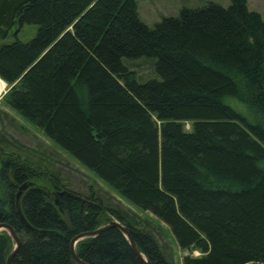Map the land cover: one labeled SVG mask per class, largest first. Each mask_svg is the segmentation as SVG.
<instances>
[{"label":"trees","instance_id":"16d2710c","mask_svg":"<svg viewBox=\"0 0 264 264\" xmlns=\"http://www.w3.org/2000/svg\"><path fill=\"white\" fill-rule=\"evenodd\" d=\"M24 25L36 28L26 41L15 35ZM143 57L146 78L131 68ZM0 77L8 107L198 251L182 264L264 263V20L247 0L183 6L153 26L136 0H0ZM8 155L0 223L21 240L12 264H77L71 239L100 227L105 208L151 264H174L133 214ZM13 245L1 231L0 264ZM75 252L144 264L115 227Z\"/></svg>","mask_w":264,"mask_h":264},{"label":"rangeland","instance_id":"374dc122","mask_svg":"<svg viewBox=\"0 0 264 264\" xmlns=\"http://www.w3.org/2000/svg\"><path fill=\"white\" fill-rule=\"evenodd\" d=\"M136 1L139 17L148 26H153L164 16H176L183 6L194 7L204 5L207 2H215L222 6H228L230 3V0ZM247 6L250 10L257 11L264 20V0H247ZM35 30L36 28L33 25H24L17 34L15 32V35L26 41L34 36ZM12 38L13 36L11 34L7 40H11ZM125 61L128 63L127 59ZM131 68L135 69L141 78L152 75L151 65L144 57L141 60H134ZM5 83L6 88L0 94V138L4 141H0V146H2V149H0V159L6 158L9 156V153H13L19 156L20 159L29 160L34 164V167H39L38 169L44 173L47 182L49 176L52 177L53 174V177L58 176L57 178L60 179L63 185L79 191L83 195L85 202L88 199L84 196H87L93 191L94 194L101 196L106 204L122 208L133 214L135 221L141 226L152 230L163 248L171 253L174 264H182V258L185 254H199L198 251L190 252L189 250L181 249L177 245L170 228L163 221L151 212L144 211L125 200L114 188L101 180L92 170L84 167L74 157L49 139L40 128L8 107L3 99V95L9 88L7 82ZM230 103L242 113H248L247 108L240 101L234 99ZM185 128L189 129L190 125L186 124ZM17 151L20 153H17ZM99 219L100 226H103L110 220L116 218L105 208L101 211ZM86 238L89 237L81 238L78 241H83Z\"/></svg>","mask_w":264,"mask_h":264},{"label":"water","instance_id":"95a60500","mask_svg":"<svg viewBox=\"0 0 264 264\" xmlns=\"http://www.w3.org/2000/svg\"><path fill=\"white\" fill-rule=\"evenodd\" d=\"M26 187L25 184L21 185L18 189L17 192V197L20 196L21 191ZM57 203V200H56ZM110 227H115L118 228L127 238L132 250L134 251V253L143 261L144 264H151V262L146 258V256L139 250V248L137 247L136 243L134 242V240L132 239V237L130 236L129 232L127 231V229L125 228V226L123 224H121L117 219H112L110 220L106 225L100 226L96 229L93 230H89V231H84L81 232L77 235H75L70 242V251H71V257L72 259L77 263V264H86L83 260H81L76 252H75V243L81 239V238H85V237H95L97 236L99 233H101L103 230L110 228ZM0 230H5L9 236L11 237V239L14 241V246L11 249V251L9 252L7 258H6V263L5 264H12L13 258L15 256V254L17 253V251L20 248L21 245V240L19 238V236L17 235V233L15 232V230L8 224L6 223H0ZM247 264H264V263H259V262H250Z\"/></svg>","mask_w":264,"mask_h":264},{"label":"built area","instance_id":"2783aa9c","mask_svg":"<svg viewBox=\"0 0 264 264\" xmlns=\"http://www.w3.org/2000/svg\"><path fill=\"white\" fill-rule=\"evenodd\" d=\"M6 88L5 81L0 77V94Z\"/></svg>","mask_w":264,"mask_h":264}]
</instances>
